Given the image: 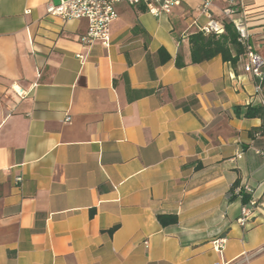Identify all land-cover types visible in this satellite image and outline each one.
<instances>
[{
  "label": "crops",
  "instance_id": "0c3cea01",
  "mask_svg": "<svg viewBox=\"0 0 264 264\" xmlns=\"http://www.w3.org/2000/svg\"><path fill=\"white\" fill-rule=\"evenodd\" d=\"M57 1L0 0V264H264V120L245 116L264 75L191 62L200 0L118 3L108 48L47 15ZM236 3L264 58V0ZM236 180L261 205L245 226Z\"/></svg>",
  "mask_w": 264,
  "mask_h": 264
},
{
  "label": "built area",
  "instance_id": "2783aa9c",
  "mask_svg": "<svg viewBox=\"0 0 264 264\" xmlns=\"http://www.w3.org/2000/svg\"><path fill=\"white\" fill-rule=\"evenodd\" d=\"M125 3L130 6L143 5L145 9L155 17L168 14L180 0H58L57 3L47 5V15L60 18L62 21L85 20L86 29L79 37L80 43L85 47H90L94 43H100L108 48L111 44L110 27L111 23L117 18L116 5ZM210 0H200V12L207 17V22L202 26H196L195 31L204 35H220L225 31V23L231 22L238 34V41L245 47V56L243 61V71L258 79L264 75V58L259 55L253 46L248 42L249 33L246 25L247 13L242 4H237L236 0H227V5L222 9L220 17H214L210 12ZM29 12L28 10L25 13ZM240 13L239 17H233ZM77 57L84 61V56L79 54ZM37 77H40V71H37ZM36 83L32 84L34 87ZM19 96L22 93H18ZM264 108V99L261 101ZM66 121L70 117L65 118ZM16 182L21 181V177L15 178ZM233 194L242 201L243 195L249 196L248 201L243 203L240 209V215L237 222L245 226L254 211L261 207L257 199L252 195V189L248 185H238ZM226 243V238L219 236L211 240L213 249L220 255ZM148 247L147 241L144 242ZM215 264H231L221 260Z\"/></svg>",
  "mask_w": 264,
  "mask_h": 264
},
{
  "label": "trees",
  "instance_id": "16d2710c",
  "mask_svg": "<svg viewBox=\"0 0 264 264\" xmlns=\"http://www.w3.org/2000/svg\"><path fill=\"white\" fill-rule=\"evenodd\" d=\"M190 56L192 63H200L208 61L215 56H221L224 62H229L232 66H235L241 57L245 56V47L238 41V34L231 22L225 23V31L220 35L210 34L204 35L199 31H195L189 35ZM158 62L160 64L165 63L170 59L169 54L164 48H159L157 51ZM175 65L181 67L183 62L179 61V56L175 59ZM247 117H261L264 120V109L262 107L251 108L247 107L245 112ZM239 185V181L236 180L230 188L229 198L235 199L236 195L233 194V190ZM249 196L243 195L242 202L246 203ZM162 220V216H158ZM114 228L110 229L112 231Z\"/></svg>",
  "mask_w": 264,
  "mask_h": 264
}]
</instances>
